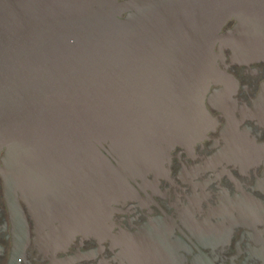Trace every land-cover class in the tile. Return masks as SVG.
I'll return each instance as SVG.
<instances>
[{
    "label": "water",
    "instance_id": "1",
    "mask_svg": "<svg viewBox=\"0 0 264 264\" xmlns=\"http://www.w3.org/2000/svg\"><path fill=\"white\" fill-rule=\"evenodd\" d=\"M224 49L233 62H264V0H0V179L13 253L28 242L19 200L40 249L106 234L128 180L209 129L204 102ZM256 104L264 124V82Z\"/></svg>",
    "mask_w": 264,
    "mask_h": 264
},
{
    "label": "flooded vegetation",
    "instance_id": "2",
    "mask_svg": "<svg viewBox=\"0 0 264 264\" xmlns=\"http://www.w3.org/2000/svg\"><path fill=\"white\" fill-rule=\"evenodd\" d=\"M229 54L215 59L222 75L205 98L212 117L205 135L128 180L106 234L76 235L54 253L40 249L19 200L28 242L13 253L0 179V264H264V124L253 117L264 62H233Z\"/></svg>",
    "mask_w": 264,
    "mask_h": 264
}]
</instances>
